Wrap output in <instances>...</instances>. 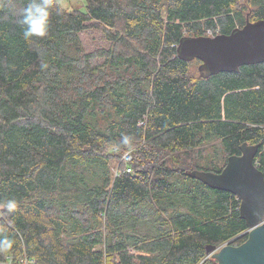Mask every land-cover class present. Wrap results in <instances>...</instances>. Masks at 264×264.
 Instances as JSON below:
<instances>
[{
  "label": "trees",
  "instance_id": "trees-1",
  "mask_svg": "<svg viewBox=\"0 0 264 264\" xmlns=\"http://www.w3.org/2000/svg\"><path fill=\"white\" fill-rule=\"evenodd\" d=\"M81 1L51 0L48 35L26 41L28 0H0V201H17L0 264H216L206 246L248 230L240 202L185 172L247 143L264 175V63L203 79L176 50L264 20V0ZM92 30L109 48H82Z\"/></svg>",
  "mask_w": 264,
  "mask_h": 264
},
{
  "label": "water",
  "instance_id": "water-1",
  "mask_svg": "<svg viewBox=\"0 0 264 264\" xmlns=\"http://www.w3.org/2000/svg\"><path fill=\"white\" fill-rule=\"evenodd\" d=\"M176 56L183 61L199 60V76L207 79L222 73H238L241 67L264 63V20L247 23L229 34L213 37H184ZM259 144L240 145V155L228 157L219 173L192 170L185 175L212 190L235 196L239 216L249 230L239 246L228 242L206 246V254L216 264H264V175L254 159Z\"/></svg>",
  "mask_w": 264,
  "mask_h": 264
},
{
  "label": "clouds",
  "instance_id": "clouds-1",
  "mask_svg": "<svg viewBox=\"0 0 264 264\" xmlns=\"http://www.w3.org/2000/svg\"><path fill=\"white\" fill-rule=\"evenodd\" d=\"M51 0H28L27 5L19 13L17 23L21 26L23 38L30 41L32 38H44L48 35L50 24ZM129 137H123L122 142L127 144ZM0 208H5L8 212H14L17 209L15 199L0 201ZM14 241L7 236L3 238L5 249L11 248Z\"/></svg>",
  "mask_w": 264,
  "mask_h": 264
},
{
  "label": "rangeland",
  "instance_id": "rangeland-1",
  "mask_svg": "<svg viewBox=\"0 0 264 264\" xmlns=\"http://www.w3.org/2000/svg\"><path fill=\"white\" fill-rule=\"evenodd\" d=\"M56 2L67 10H73V9H77L80 11L84 10V4L81 0H56ZM80 42H81L82 48L86 52H91V51L96 50V49H107L110 46V44L106 40L104 34L101 32H98L96 30L85 31V32L81 33L80 34ZM101 62H102V60H96V61H94V64L100 65ZM206 149H207V151L211 150L214 152L217 151V149H218V151H217L218 154L215 155L214 159L217 162H221L220 147H219V144L215 140L211 141ZM204 162H205L204 160H201L202 164Z\"/></svg>",
  "mask_w": 264,
  "mask_h": 264
},
{
  "label": "built area",
  "instance_id": "built-area-1",
  "mask_svg": "<svg viewBox=\"0 0 264 264\" xmlns=\"http://www.w3.org/2000/svg\"><path fill=\"white\" fill-rule=\"evenodd\" d=\"M114 150H116V148H114ZM121 160H122L125 164H128L129 162H131V160H132L131 151L129 150V151L124 152V153L122 154ZM126 172H127V173H130V172H131L130 168L127 167V168H126ZM1 218H2V215H1V213H0V219H1ZM248 231H249V230H246L244 233L238 235L237 237H235L234 239H232V240H230V241H228V242H232L233 240H235V239H237V238H239V237H241V236L247 234ZM228 242H226L225 244H227ZM223 245H224V244H223Z\"/></svg>",
  "mask_w": 264,
  "mask_h": 264
}]
</instances>
